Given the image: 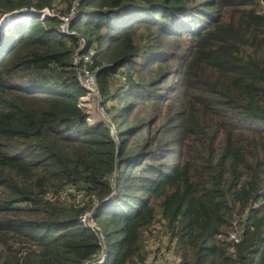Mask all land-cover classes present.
<instances>
[{
  "label": "trees",
  "instance_id": "obj_1",
  "mask_svg": "<svg viewBox=\"0 0 264 264\" xmlns=\"http://www.w3.org/2000/svg\"><path fill=\"white\" fill-rule=\"evenodd\" d=\"M78 1L74 34L0 28V264H84L87 209L101 264H264V0ZM23 7L55 0L0 22ZM80 38L114 135L80 105Z\"/></svg>",
  "mask_w": 264,
  "mask_h": 264
},
{
  "label": "built area",
  "instance_id": "obj_2",
  "mask_svg": "<svg viewBox=\"0 0 264 264\" xmlns=\"http://www.w3.org/2000/svg\"><path fill=\"white\" fill-rule=\"evenodd\" d=\"M13 12L18 13L19 17L37 15L42 20H45L50 17L58 16L60 17L61 20L59 25L60 32L63 34H74L75 32L71 30V23L79 15V1L75 0L72 6L70 7L69 11L65 14L55 12L49 8L37 10L32 7H23V8L15 9L13 10ZM84 49H85V41L83 38H80V45L76 49L72 58L73 66L77 69V77L79 79V82L86 90V94L80 98V105L85 109H87V112L90 113L91 111L90 108L92 107L93 104L92 101H94V103L98 107V111L102 115V120L108 121L112 126V134L114 135L116 129L114 128L111 122V117L109 112L103 105V98L98 83L97 74L96 71L93 69V65H94L93 55L96 51L91 50L90 52H84ZM89 120L91 121L90 118ZM94 214H95L94 209H87L80 216V221L85 226L89 227L90 229L98 233L103 247L99 252V254H97L95 257L91 259H88L84 264H101L104 262L106 258V250L104 247V235L95 221ZM229 238L235 242H239L240 240V237L236 232H230Z\"/></svg>",
  "mask_w": 264,
  "mask_h": 264
},
{
  "label": "rangeland",
  "instance_id": "obj_3",
  "mask_svg": "<svg viewBox=\"0 0 264 264\" xmlns=\"http://www.w3.org/2000/svg\"><path fill=\"white\" fill-rule=\"evenodd\" d=\"M66 9V3L62 0H55V12H58V13H61V11L65 10ZM13 11L11 12H7L1 19V22L0 23H5L4 20H8L9 22L11 23H14V22H17V21H20V20H25L27 18H29L30 16H20L18 15V13H12ZM13 16V17H17L15 18L14 20H9V18H6L8 16ZM34 16V15H32ZM31 16V17H32ZM9 22H6V24H1L0 25V28H3L5 25H9L10 23ZM93 104H92V107L90 108V113H91V122L95 121V120H101L102 119V115L100 114V112L98 111V107L96 106V104L94 103V101H92ZM87 110V109H86ZM156 248H157V244H155L154 242H151L150 244V249L154 251H156ZM156 252L153 253V255H155ZM161 257L159 256L158 260H153L151 263L152 264H167V262H170L172 261L173 259V255H172V251H166L165 249H162L161 250V253H160Z\"/></svg>",
  "mask_w": 264,
  "mask_h": 264
},
{
  "label": "bare ground",
  "instance_id": "obj_4",
  "mask_svg": "<svg viewBox=\"0 0 264 264\" xmlns=\"http://www.w3.org/2000/svg\"><path fill=\"white\" fill-rule=\"evenodd\" d=\"M10 15V14H9ZM6 18H9V20H14L15 18H17V17H13V16H8V17H6ZM6 20V19H5ZM5 20H4V22H5ZM8 21V20H7ZM0 24H2V23H0ZM3 24H6V22L5 23H3ZM2 24V25H3Z\"/></svg>",
  "mask_w": 264,
  "mask_h": 264
}]
</instances>
